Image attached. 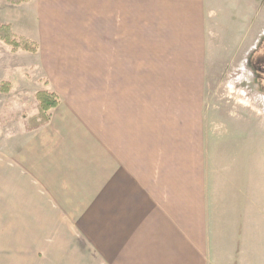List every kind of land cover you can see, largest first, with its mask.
Returning a JSON list of instances; mask_svg holds the SVG:
<instances>
[{
  "label": "crops",
  "instance_id": "obj_1",
  "mask_svg": "<svg viewBox=\"0 0 264 264\" xmlns=\"http://www.w3.org/2000/svg\"><path fill=\"white\" fill-rule=\"evenodd\" d=\"M36 2L24 55L61 101L0 146V264H208L207 0ZM227 9L264 30V0Z\"/></svg>",
  "mask_w": 264,
  "mask_h": 264
},
{
  "label": "rangeland",
  "instance_id": "obj_2",
  "mask_svg": "<svg viewBox=\"0 0 264 264\" xmlns=\"http://www.w3.org/2000/svg\"><path fill=\"white\" fill-rule=\"evenodd\" d=\"M31 3L0 0V25L29 41L26 35L38 24L37 11L33 24ZM207 13L211 75L203 123L208 264H264V79L256 76L254 61L248 64L262 35L264 61V30L243 32L237 22L241 18L228 11L227 0H207ZM251 19V28L257 29L258 18ZM25 53L0 42V146L8 150H14L21 133L45 123L35 95L52 93L37 57L35 64ZM53 110L45 114L49 120Z\"/></svg>",
  "mask_w": 264,
  "mask_h": 264
},
{
  "label": "trees",
  "instance_id": "obj_3",
  "mask_svg": "<svg viewBox=\"0 0 264 264\" xmlns=\"http://www.w3.org/2000/svg\"><path fill=\"white\" fill-rule=\"evenodd\" d=\"M11 5H20L22 3H28L32 0H5ZM0 42L8 46L12 52H26L29 54H35L38 47L32 41L28 39L17 37L11 31L10 26L0 25ZM3 92V89L1 90ZM36 99L38 102L39 110L45 118V122L49 120V115H45L48 111L55 109L59 104V99L52 93L40 92L37 93Z\"/></svg>",
  "mask_w": 264,
  "mask_h": 264
}]
</instances>
